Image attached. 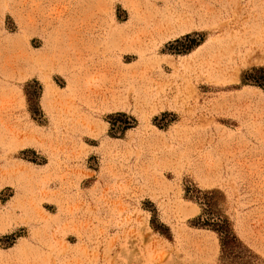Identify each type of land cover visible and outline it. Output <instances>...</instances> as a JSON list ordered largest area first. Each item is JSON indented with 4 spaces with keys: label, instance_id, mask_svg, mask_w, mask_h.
<instances>
[{
    "label": "rangeland",
    "instance_id": "374dc122",
    "mask_svg": "<svg viewBox=\"0 0 264 264\" xmlns=\"http://www.w3.org/2000/svg\"><path fill=\"white\" fill-rule=\"evenodd\" d=\"M258 67L264 0H0V264H264Z\"/></svg>",
    "mask_w": 264,
    "mask_h": 264
},
{
    "label": "trees",
    "instance_id": "16d2710c",
    "mask_svg": "<svg viewBox=\"0 0 264 264\" xmlns=\"http://www.w3.org/2000/svg\"><path fill=\"white\" fill-rule=\"evenodd\" d=\"M245 79L253 83L254 85L262 88L264 91V68L262 67L253 68L251 72H248L245 75ZM203 205L205 206L203 209L204 217L200 216L192 220L193 225L198 226L200 228H207L217 233L219 236L220 247H221V251L223 254V252H225L226 250V247L229 248L231 246L236 245V243L238 242V239L232 232L228 220L226 218L214 215L212 213L211 211L212 209L210 207L211 204H209V201L203 202ZM154 227L157 230L159 229V228H156V226ZM161 233L166 236L169 235V234H166V232H164L163 230H161ZM248 262L249 261L243 262V264H248ZM240 263L242 264V262Z\"/></svg>",
    "mask_w": 264,
    "mask_h": 264
}]
</instances>
